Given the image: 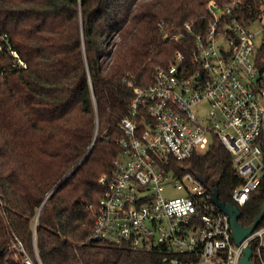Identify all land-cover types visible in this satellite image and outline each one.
<instances>
[{
    "label": "trees",
    "instance_id": "16d2710c",
    "mask_svg": "<svg viewBox=\"0 0 264 264\" xmlns=\"http://www.w3.org/2000/svg\"><path fill=\"white\" fill-rule=\"evenodd\" d=\"M209 1L0 0V264H25L27 255L33 264H160L156 253L94 238L90 205L120 153L119 124L134 96L128 81L146 86L156 65L188 53L195 42L184 26ZM263 2L241 0L240 13L257 15ZM259 52L264 64V44ZM175 167L209 185L218 180L219 198L235 203L231 193L242 181L220 139ZM262 180L238 205L244 226L264 203ZM263 226L264 217L256 229ZM260 243L251 240L252 258L264 264Z\"/></svg>",
    "mask_w": 264,
    "mask_h": 264
},
{
    "label": "built area",
    "instance_id": "2783aa9c",
    "mask_svg": "<svg viewBox=\"0 0 264 264\" xmlns=\"http://www.w3.org/2000/svg\"><path fill=\"white\" fill-rule=\"evenodd\" d=\"M240 2L210 0L207 12L184 26L195 42L188 53L178 50L156 65L146 86L128 81L134 96L119 124L120 153L114 171L99 181L104 187L97 204L90 205L94 238L156 253L160 264H240L251 240L260 238L259 250L264 245V226L237 244L231 217L213 202L211 185L175 167L218 138L242 181L231 193L237 206L263 181L264 2L248 18ZM258 22L261 45L253 28ZM169 183L184 194L165 195ZM14 245L25 253L21 241ZM24 262L33 264L28 255Z\"/></svg>",
    "mask_w": 264,
    "mask_h": 264
},
{
    "label": "water",
    "instance_id": "95a60500",
    "mask_svg": "<svg viewBox=\"0 0 264 264\" xmlns=\"http://www.w3.org/2000/svg\"><path fill=\"white\" fill-rule=\"evenodd\" d=\"M91 147H92V145H91ZM91 147H90V149H91ZM88 152H87V154H88ZM78 165H79V163L71 169L70 173H68L64 178H62L56 184V187L47 195V197L44 199L43 203H45L47 201L48 197L59 187V185L63 181H65L72 174L73 171H75V169H76V167ZM196 176H197V178L200 181H205V179H203L199 175H196ZM211 187H212L211 198H212L213 202L216 205H219L221 207V209L225 213L230 215V217H231V227H232V230H233L234 240L236 241L237 244H240L246 238L251 236V234L256 230L257 225L260 223V221L264 217V203L262 204L258 214L255 216L253 222L250 223V225H248V226H244L239 221V217L241 215L239 206H237L235 203H232V202L231 203H226L223 200H221V198H219V182H218V180L217 181H212ZM39 212H40V210H39ZM253 252L254 251H253V246L252 245L248 244L247 246H245L244 247V251H243V255H242V257L239 260L240 264H257V262L252 258Z\"/></svg>",
    "mask_w": 264,
    "mask_h": 264
},
{
    "label": "rangeland",
    "instance_id": "374dc122",
    "mask_svg": "<svg viewBox=\"0 0 264 264\" xmlns=\"http://www.w3.org/2000/svg\"><path fill=\"white\" fill-rule=\"evenodd\" d=\"M253 28L256 30L257 32V43L258 45H261L262 43V35L260 34V28H261V22H258V23H255L253 25ZM120 38V35L119 34H116L114 36V38L112 39L113 40V44L109 47L110 48V53L107 54V59L110 60L111 58H113V55L115 54V52L117 51V46H116V42L119 40ZM207 151V150H205ZM164 194L167 195V196H178V195H181V194H184V191H181V190H178L176 189L175 187L172 186L171 183L167 184V187L164 191Z\"/></svg>",
    "mask_w": 264,
    "mask_h": 264
}]
</instances>
